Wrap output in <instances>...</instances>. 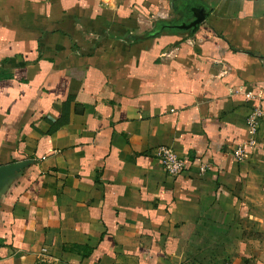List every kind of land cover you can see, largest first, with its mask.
I'll list each match as a JSON object with an SVG mask.
<instances>
[{
	"label": "crops",
	"instance_id": "crops-1",
	"mask_svg": "<svg viewBox=\"0 0 264 264\" xmlns=\"http://www.w3.org/2000/svg\"><path fill=\"white\" fill-rule=\"evenodd\" d=\"M254 106L264 0H0V264H264Z\"/></svg>",
	"mask_w": 264,
	"mask_h": 264
},
{
	"label": "built area",
	"instance_id": "built-area-1",
	"mask_svg": "<svg viewBox=\"0 0 264 264\" xmlns=\"http://www.w3.org/2000/svg\"><path fill=\"white\" fill-rule=\"evenodd\" d=\"M249 97H251V94ZM263 116L264 110L261 106H254L252 108L250 115L247 117V127L249 131L248 140L233 149V155L238 161H244L247 157L248 149L256 146ZM157 157L163 169L169 175L178 176L187 168L186 160L178 155L177 152L171 147H160ZM209 169L210 165L208 163H204L200 166L201 173H205Z\"/></svg>",
	"mask_w": 264,
	"mask_h": 264
},
{
	"label": "water",
	"instance_id": "water-1",
	"mask_svg": "<svg viewBox=\"0 0 264 264\" xmlns=\"http://www.w3.org/2000/svg\"><path fill=\"white\" fill-rule=\"evenodd\" d=\"M193 20L189 21L188 23H184L182 25H177L179 28L183 29H196L199 24L203 23L206 18V13L199 7L193 8ZM9 167L0 168V174L4 173L8 170Z\"/></svg>",
	"mask_w": 264,
	"mask_h": 264
}]
</instances>
